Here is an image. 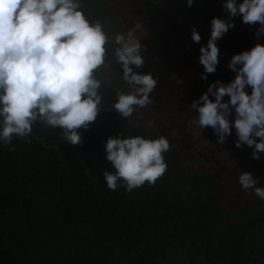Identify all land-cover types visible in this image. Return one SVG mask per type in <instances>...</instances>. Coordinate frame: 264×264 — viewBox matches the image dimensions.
I'll use <instances>...</instances> for the list:
<instances>
[{
  "label": "trees",
  "instance_id": "1",
  "mask_svg": "<svg viewBox=\"0 0 264 264\" xmlns=\"http://www.w3.org/2000/svg\"><path fill=\"white\" fill-rule=\"evenodd\" d=\"M220 2L193 0L188 8L197 16L228 21ZM126 3L143 7L146 18L154 10L150 0H81L86 18L100 21L110 40L106 67L96 74L102 81L101 111L87 130L78 129L82 143L68 144L62 129L39 120L32 125L30 142L15 135L8 146L0 142V264H264V200L255 193L247 198L238 181L247 172L258 181L255 186L264 187V153L254 159L253 149L242 144L233 148L245 157L240 165L192 169L187 153L169 134L137 121L134 114L125 119L115 111L117 94L131 91L114 56L116 34L133 26ZM238 22L217 45L224 56L227 48L238 54L264 44V34H255L259 24H245L241 17ZM146 43L144 65L131 67L138 74L150 72L157 81L147 107L192 140H202L200 131L213 137L211 127L183 126L196 119L198 112L190 105L210 84L234 79L229 61L218 56L216 71L208 74L197 54L186 56L156 32ZM175 76L181 81H173ZM245 91L250 94V86ZM209 99L214 97L209 94ZM234 118L232 109L229 120ZM119 135L168 139L167 169L154 185L146 182L130 192L123 181L116 190L107 187L103 172L115 169L104 145ZM226 139L235 144L234 127Z\"/></svg>",
  "mask_w": 264,
  "mask_h": 264
},
{
  "label": "clouds",
  "instance_id": "2",
  "mask_svg": "<svg viewBox=\"0 0 264 264\" xmlns=\"http://www.w3.org/2000/svg\"><path fill=\"white\" fill-rule=\"evenodd\" d=\"M186 2L188 7L193 4V0ZM223 8L229 17L240 15L245 24H259L255 34H264V0H242L239 4L225 0ZM233 27L231 20L212 18L207 46L199 49L205 73L216 71V41ZM191 39L196 43L201 40L195 28ZM114 42L118 45L114 56L131 91L118 93L113 107L127 119L137 107L153 103L150 96L157 81L150 72L138 74L131 67L140 68L145 63L140 40L131 34H116ZM109 43L103 24L86 18L81 0H0V142L8 146L14 135L30 142L27 138L32 125L39 120L62 129L68 144H81L78 129L87 130L101 111L98 90L102 81L96 74L106 67ZM228 68L235 72L233 80L210 84L207 92L191 103L198 112L191 123L199 129L211 127L221 144L234 127L238 137L235 147L247 145L253 149L252 157L259 159L264 153V44L234 54ZM246 86H250V94ZM225 96L227 102L223 101ZM232 109L235 118L230 121ZM148 126H152L151 121ZM104 147L105 158L115 169L114 173L103 172L110 190H116L119 181L129 192L146 182L154 185L167 169L163 153L170 144L164 136L119 135L109 137ZM9 150H15L14 146ZM238 181L245 191L254 189L264 200V188L255 187L258 181L250 173H240Z\"/></svg>",
  "mask_w": 264,
  "mask_h": 264
},
{
  "label": "rangeland",
  "instance_id": "3",
  "mask_svg": "<svg viewBox=\"0 0 264 264\" xmlns=\"http://www.w3.org/2000/svg\"><path fill=\"white\" fill-rule=\"evenodd\" d=\"M183 1L184 0H150L154 6V10L147 18L144 17L145 9L143 7H136L133 4L126 3V5L123 6L130 9L131 15L127 19L133 23V26H126L119 34H124L126 37L131 34L133 38L140 40L143 46L141 50H146V42L149 35L154 31L165 37L166 41L172 42L182 48L186 56H194L195 54L200 56V47H206L210 38L212 19L210 17V19H208V16L205 15H194ZM236 2L239 4L240 0H236ZM224 3L225 0H221L220 4H218L221 9H223ZM120 12L123 15V10H120ZM240 17V15H237L234 18L231 17L230 20L236 25L239 23L238 19ZM193 28H195L201 36L199 43L191 39V30ZM225 36L224 34L222 38L217 40L216 44L220 45L219 42L222 41ZM227 50H224L225 56L219 51V56L223 55L224 59L230 61L234 54H231L228 48ZM173 81L180 82L181 78L175 76ZM133 114L137 121L143 122L145 125H148L149 121H151L152 127L163 131V133L169 134L174 144L178 147H182L187 153L186 165H189L192 169H198L202 166L215 168L218 165L231 167L240 165L242 158H245L241 156L238 150L233 149L235 148V144L227 141L226 138L224 143H218L217 135L214 132L212 133L213 137L208 138L206 132L200 131V134L203 135V137L201 136L202 140L196 141L190 139L184 131L181 132L175 129L168 117H162V115L158 116L152 113L147 106L144 108L137 107ZM193 120L194 119L187 121L183 129L186 130ZM259 187L264 188L263 186ZM245 193L247 194V198H251L254 196V189H249L245 191Z\"/></svg>",
  "mask_w": 264,
  "mask_h": 264
}]
</instances>
